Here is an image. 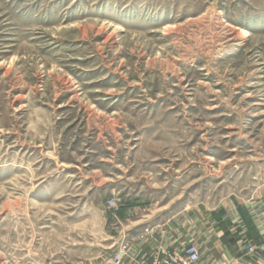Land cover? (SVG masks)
Instances as JSON below:
<instances>
[{
	"label": "rangeland",
	"instance_id": "rangeland-1",
	"mask_svg": "<svg viewBox=\"0 0 264 264\" xmlns=\"http://www.w3.org/2000/svg\"><path fill=\"white\" fill-rule=\"evenodd\" d=\"M255 203L264 0H0V264Z\"/></svg>",
	"mask_w": 264,
	"mask_h": 264
},
{
	"label": "crops",
	"instance_id": "crops-1",
	"mask_svg": "<svg viewBox=\"0 0 264 264\" xmlns=\"http://www.w3.org/2000/svg\"><path fill=\"white\" fill-rule=\"evenodd\" d=\"M256 203L246 206V214L234 211L199 216L193 212L144 228L124 239L129 249L123 264H131L130 258H142L160 248L177 250L188 244L199 250L197 264H264V206ZM227 218L229 226H225ZM249 246L254 247L253 254L247 253Z\"/></svg>",
	"mask_w": 264,
	"mask_h": 264
},
{
	"label": "built area",
	"instance_id": "built-area-1",
	"mask_svg": "<svg viewBox=\"0 0 264 264\" xmlns=\"http://www.w3.org/2000/svg\"><path fill=\"white\" fill-rule=\"evenodd\" d=\"M109 205L113 206L114 203L109 201ZM147 232V231H144ZM136 239H141L135 236ZM129 243L124 241L119 244L116 251L111 255L110 264H123L125 258L128 256ZM248 254L254 253V247L247 248ZM200 259L199 250L196 246L188 244L180 249L172 250L168 248H160L151 252L148 256L134 259L130 258L131 264H197Z\"/></svg>",
	"mask_w": 264,
	"mask_h": 264
},
{
	"label": "bare ground",
	"instance_id": "bare-ground-1",
	"mask_svg": "<svg viewBox=\"0 0 264 264\" xmlns=\"http://www.w3.org/2000/svg\"><path fill=\"white\" fill-rule=\"evenodd\" d=\"M239 35L241 36V38H245L248 36V32L246 31V29H241Z\"/></svg>",
	"mask_w": 264,
	"mask_h": 264
}]
</instances>
